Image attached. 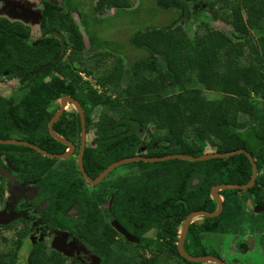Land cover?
Returning a JSON list of instances; mask_svg holds the SVG:
<instances>
[{
	"label": "trees",
	"instance_id": "trees-1",
	"mask_svg": "<svg viewBox=\"0 0 264 264\" xmlns=\"http://www.w3.org/2000/svg\"><path fill=\"white\" fill-rule=\"evenodd\" d=\"M196 1L155 0L162 10L178 11V18L166 27H150L131 33L127 38L128 44L145 56L122 69L114 68L96 80L99 90L86 83L82 87L77 85L80 78L72 68V60L61 61L66 52L63 38L62 57L45 68L60 49V41L53 34L57 32L47 30L45 23L57 17L63 22L58 14L59 8L52 0H40L41 35L35 40L30 39L27 19L11 21L0 16V80L16 79L18 89L24 91L16 103L0 98V139L14 138L36 145L50 154L62 153L65 146L47 132V122L54 113L48 111V107L62 96H69L82 108L86 134L92 129L93 147L85 146L82 154L84 172L92 179L114 161L135 155L161 157L182 154L197 157L205 154L208 148H213L216 153L241 149L249 154L257 170L253 186L241 190L246 193V198L236 197L238 190H232V193L220 191V213L214 218L200 217V224H194L195 219L191 221L183 246L193 256H199L204 255L200 239L206 234L230 235L232 238L262 235L260 245L264 248V209L253 214L242 206L247 202L259 209L264 203V105L258 106L257 103L264 100L263 74H259L260 78L255 77L253 68L249 67L246 71L250 80L244 82L229 58L232 49L234 56H239L241 46L232 45L230 37L223 32L204 24L201 32L188 36L181 25L188 22L190 7ZM61 2L62 6L79 14L70 0ZM128 6V0H105V7L115 12ZM93 8L101 10V1H97ZM212 14V18L228 26H239L249 19L246 27L259 33L255 39L257 60L264 62V0H233L227 13ZM81 24L86 33L82 20ZM64 28L69 33L70 47L82 50L84 42L76 25L70 21ZM88 39L92 40L89 36ZM96 43L106 48L105 44ZM221 51H224V63H221ZM156 77L175 83L170 94L163 95L162 91L154 89L151 84ZM121 83L123 87H120ZM109 87L114 91L112 96L106 95ZM201 89L220 96L207 99ZM97 107L103 111L96 121H92L90 113ZM144 130L148 132L142 154L137 149L141 145L139 133ZM53 131L70 141L75 135L79 141L77 114L70 122L60 116L53 124ZM1 151L11 165L24 169L31 177L38 176L36 183L41 187L39 201L46 199L51 211L55 212V208L60 207L63 214L73 205L72 210L78 212L81 222L74 226L73 232L97 259L96 262L90 258L83 259L78 264H98V261L99 264H164L156 256L160 251L175 255L187 264H210L189 263L178 255L176 242L182 221L192 211L212 212L215 209L209 193L212 186L242 185L249 180L251 173L250 164L242 154L201 162L177 159L158 162L164 168L156 172L161 177L157 189L133 186L132 177L129 181L121 178L115 181L113 189L106 187V195L98 197L106 204L100 213L93 203L94 198L76 192L80 183L84 185L85 182L73 161H59L57 167L43 175L58 160L42 157L23 146L0 145ZM48 181L51 182L50 187ZM113 220L138 239L137 243H126L147 251L153 247L152 257L145 260L134 251L129 255L118 241L125 239L108 222ZM56 221L61 224V219ZM24 223L25 233L17 237L16 250L32 230L28 221ZM149 229L155 231L153 239L143 237ZM237 248L241 252L246 250L243 240L239 241ZM44 251L41 241L30 244L26 264L76 262H66L56 249L50 250L49 254ZM7 255H0V264H16L15 253Z\"/></svg>",
	"mask_w": 264,
	"mask_h": 264
},
{
	"label": "rangeland",
	"instance_id": "rangeland-1",
	"mask_svg": "<svg viewBox=\"0 0 264 264\" xmlns=\"http://www.w3.org/2000/svg\"><path fill=\"white\" fill-rule=\"evenodd\" d=\"M61 1L62 0H52L55 6H58V14L59 17L62 16L63 22H61L60 18L57 17L52 19L51 22H46L45 28L47 30L56 31L66 41V52L61 61L66 63L69 59L72 60V68L77 71L78 76L79 74H82L84 77V79H82L79 76L80 83L77 85L81 87L84 83L91 86H97L95 83L96 80L101 78L103 75L109 74L114 68L122 69L138 58L145 56L142 51L135 49L128 44L127 38L131 33L150 27H166L171 25L172 22L178 18V11L173 9L162 10L156 5L155 0H128L129 6L124 10L117 12H115L114 9L106 8L105 0H70V3L73 4V7L76 8L79 14L75 13V11H70L65 6H62ZM97 1H101V10H94L93 8ZM232 1L233 0H197L196 3L190 7L191 10L189 13V19H186L188 22L180 25L181 27L185 28L188 36L190 37H192L194 32H201L203 30V26L201 25L204 24L212 30L223 32L230 37L232 45L236 44L237 46H241V54L239 56H234L235 52L232 49L230 51L229 58L232 60V64L238 68L244 82H248L250 80L246 71L249 67L253 68L255 77L260 78L259 74L262 73L264 78V62L258 61V57L256 55L257 46L255 39L259 33H256L246 27L249 19H246L242 25L228 26L221 22V20L212 18V12L227 13V9ZM4 2L16 6L17 12L8 14L6 12L7 9H5L3 3H1L0 0V16H3L11 21L14 19L21 21L27 19L30 28V39L35 40L39 38L41 35V29L39 26L41 20L40 12L42 9L40 0H4ZM195 6H198L199 8H194ZM198 11L200 12L198 13ZM14 14L16 17L11 16ZM25 16L28 18H25ZM81 20L83 26L85 27L84 29L86 33H84ZM70 21L76 25L77 29L82 35L84 48L80 51H76L70 47L69 33L64 28L65 25ZM168 34L170 36V33ZM88 36L91 37L92 40H89ZM96 41L103 43V45L105 44L104 47L106 48L97 45ZM219 55L221 57V63H224V51H221ZM47 79L48 78H45V81H47ZM17 85L18 83L15 79L6 81L0 80V97L5 99L11 98L12 102L16 103L24 93L23 90L17 88ZM151 85L157 91H162L163 95L168 93L170 94L172 88H175L174 82H164L157 77L153 79ZM120 87H123V83L120 84ZM97 89H99V87ZM201 91L203 92L204 97L207 99H214L220 96L219 94L208 89H201ZM113 94V89L109 87L106 95L112 96ZM257 103L258 106L264 105V100L261 103ZM57 107L58 101H55L51 103L50 107H48V111H55ZM102 111L103 109L101 108H94L90 113V118L92 121H96L98 115ZM74 117L75 110L71 105L68 104L64 110L63 120L70 122L74 120ZM147 132L148 130H144V132L139 133L141 145L138 147L137 152H141L142 154H144V142L147 139ZM71 139L75 144L78 143V141H76L75 135L72 136ZM92 140V129H89L86 134L85 144L87 146L93 147ZM213 150V148H208L206 149L205 153H213ZM57 163L58 162H56V164ZM138 167H140L139 170ZM142 167L147 169L143 170ZM163 168L164 165L158 162L146 163L145 165H141L138 162L124 164L112 170L105 177L103 184L99 183L96 186L82 184V189H84L85 193L93 199L96 196L99 197L100 195H106L105 189L107 186L109 187L112 182L118 181L121 178H125L127 181H129L130 177H132L131 185L133 186L136 184V186L141 185L150 189H157V187L160 186L159 182L161 177H159L156 172ZM156 183L159 185L157 186ZM115 184L110 186V189H112ZM8 186L10 187L9 192L13 194V202L11 203L12 205L20 202L26 197H30L33 193H35V188L32 186L16 183H8ZM238 191L239 192H237L236 197H241L244 200L246 198V193L241 190ZM226 192L232 193V190H227ZM11 198V195L8 194V196L3 195L1 199L4 201ZM2 204L3 203L0 202V207H2ZM242 206L249 213H259L256 211L257 208L251 206L250 203L244 202L242 203ZM263 209L264 203L261 211H263ZM102 210L103 205L99 204L98 212L101 213ZM10 216L11 219L9 222L4 225L0 224L3 225V227L0 228V255L8 254L7 256H9L15 253L16 264H26V255L29 242L26 238L21 243V246L16 250L15 244L17 242V237L21 233V225L18 220H15L16 215L12 214ZM194 219L196 224L202 221L200 217H196ZM69 234L70 235H67L66 237L73 239L76 242H74L75 246H83L87 251L90 250L86 244L78 240L74 234L70 232ZM154 234V229H149L144 233L143 237L153 239ZM259 237V235H253L252 237L249 236L247 238L246 241H248V245L253 246L254 249L247 251L246 255H242L237 249L239 241L243 240V237L241 236H234L233 238H230V235L206 234L202 236L200 243L206 248L217 252L218 256L225 260L227 264H264V250L259 248V244L257 245L256 243ZM118 241L123 247H125L129 255H131L132 251H134L135 254L140 256V258L147 260L151 258L154 253L153 247L147 251L136 246H131L128 244L130 242L126 243V240L118 239ZM52 248L53 247L49 245L48 248H45L44 252L49 254ZM208 249L202 251L204 255H214ZM184 251L188 255L193 256V254L189 253L187 250ZM156 256L159 260H162L164 264H187L175 255H172L168 252L160 251L156 253ZM73 264L78 263L74 262Z\"/></svg>",
	"mask_w": 264,
	"mask_h": 264
},
{
	"label": "flooded vegetation",
	"instance_id": "flooded-vegetation-1",
	"mask_svg": "<svg viewBox=\"0 0 264 264\" xmlns=\"http://www.w3.org/2000/svg\"><path fill=\"white\" fill-rule=\"evenodd\" d=\"M1 3H3L5 9H7L6 12L8 14H13V13L17 12L16 6L5 3L4 0H1ZM11 16L16 17L15 14L11 15ZM25 18H28V17L25 16ZM3 80L6 81L7 79H3ZM0 98H2V97H0ZM3 99H5V98H3ZM7 99H11V98H7ZM57 109H58V107H57ZM64 110H65V108H64ZM64 110L60 116H62L64 114ZM55 111H54V113H55ZM70 142L74 146L72 153L67 158H64L61 160L56 159V160H58L57 161L58 163L56 164V162H54L52 165H50L45 170V173L43 175H46L47 172H50V169H52V167H57L59 165V161L71 160L75 163V166H76L77 153H78V149H79V141L76 144L73 141H70ZM85 146H87V145L85 144ZM65 150H66V147H65ZM0 157H1V159H0V180H1L0 181V200H2L1 198L3 195L8 196V194H9L12 197L11 199H6L4 201L3 200L0 201L3 203L2 207H0V211L6 210L7 211L6 213H10V215H12V214L16 215L15 220H18L20 225H21L20 235L25 233V223L24 222L28 221V224L32 228V230L29 232L28 235L25 236L24 240L27 238L29 245L34 243L35 241H41L44 244V249L48 248L50 245L51 247H53L51 250L56 249L58 252H60L59 254L62 255V257L65 259V261L67 260L66 262H68V263H71L73 261L81 263V262H83V259H88V258H90L96 262L97 259L93 255H91L90 251H87L86 249H84L83 246H75V244H74L75 241L73 239H71L70 237H66L67 235H70L69 232L74 234V236H75V233L73 232L74 226H77L81 222V221H79L78 212H75L72 210L73 205L70 207L69 211H64L63 214L60 213V211H61L60 207H56L55 212L51 211L52 209L47 207L48 203L46 202V199L39 201V197H40L39 194H40V188L41 187L36 183L38 176L31 177V176H29V175H31V174H29V172L25 171L22 168L11 165L10 162L8 161V159L5 157V153L2 151L0 153ZM76 168H77V166H76ZM8 183H11V184L16 183V184L32 186L33 188H35V193H33L30 197H26L23 200H21L20 202L12 205L11 203L13 202V194L9 192L10 187L8 186ZM47 184H48V187H50L51 182L48 181ZM85 184H87V183L85 182ZM98 184H96V185H98ZM114 184H115V181L112 182L111 185H109V186H112ZM87 185H89V184H87ZM96 185H94V186H96ZM82 186L83 185L80 183L79 188H76V192H79V193L82 192V193L86 194L84 189H82L83 188ZM89 186H92V185H89ZM81 199H83V198H81ZM94 202L96 203L97 209L99 208V204L103 205V208L106 206L105 203L100 201L98 196L94 197L93 203ZM74 205H76V203H74ZM57 218L61 219L60 225H58V223L56 221ZM108 222L110 223V221H108ZM193 223L196 224L195 221H193ZM200 223H198V224H200ZM67 225H69L70 229L67 228L68 227ZM2 227H3V225H0V228H2ZM261 236L258 238V241L256 242L257 245L259 244V248H262L260 245ZM248 237H249V235L243 237V241L246 245V250L243 252L240 251V253L242 255H245L247 253V251L254 249L253 246L248 245V241H246ZM77 239L80 240L79 238H77ZM80 241H82V240H80ZM183 243H184V241H183ZM201 246L203 247L204 245L201 244ZM182 247L184 248L183 244H182ZM203 249L206 250L208 248H206L204 246ZM262 249L264 250V248H262ZM183 250H186V249L184 248ZM208 250H210L214 254L211 256L216 255L215 257H217L218 259L223 261L225 264H227L225 262V260H223L220 256H218L217 252H215L212 249H208Z\"/></svg>",
	"mask_w": 264,
	"mask_h": 264
},
{
	"label": "water",
	"instance_id": "water-1",
	"mask_svg": "<svg viewBox=\"0 0 264 264\" xmlns=\"http://www.w3.org/2000/svg\"><path fill=\"white\" fill-rule=\"evenodd\" d=\"M54 36L60 41V49L59 53L56 55V57L49 63L45 65L46 67H50L51 65L57 63L59 59L62 57V54L64 52V41L62 37L58 33H53ZM71 105L75 113L78 116L79 120V127H80V132H79V149L77 153V159H76V166L78 169L79 174L81 175L82 179L89 185H96L99 182H101L112 170H114L116 167H119L124 164H129V163H135V162H143V163H154V162H162V161H168V160H182V161H188V162H201V161H206L210 159H221V158H227V157H232L235 155L242 154L244 155L248 163L250 164V177L249 180L242 185H237V184H219L212 186L210 188V196L212 200L215 203V209L212 212H206V211H192L190 212L182 221V224L180 226V229L178 231V236H177V242H176V251L178 255L184 259L186 262L189 263H210V264H225L223 261L218 259L215 256L211 255H200V256H191L188 255L182 247L187 228L189 223L191 222L192 219L196 217H206V218H214L217 217V215L220 213L222 204H221V198L218 195L220 191L223 190H246L249 189L250 187L253 186L255 177L257 176V170L254 164V161L251 159L248 153L241 149L233 150V151H228L224 153H205L201 156L193 157L189 155H182V154H171V155H165L161 157H147V156H142V155H135L132 157H126L122 158L120 160L114 161L113 163L109 164L107 167H105L95 178L91 179L87 174L84 172L83 166H82V154L84 151L85 147V140H86V131H85V120H84V114L82 111L81 106L79 103L74 100L73 98L69 96H62L58 100V109L55 111V113L50 117V119L47 122V132L49 136L54 139L56 142L60 143L61 145L66 147V150L63 153L60 154H50L47 153L46 151L42 150L36 145H33L31 143H28L26 141L22 140H17V139H5L2 140L0 139V145H15V146H23V147H28L35 151L36 153L40 154L41 156L48 158V159H64L67 158L73 151L74 146L73 144L65 139L62 138L61 136L57 135L53 131V124L58 120L60 115L62 114L64 108L67 105ZM263 208V204L260 206V208L256 211L260 212ZM6 210L0 211V224H6L7 222L10 221L11 216L9 213H6ZM112 228L123 237L127 242L130 243H137L138 239L129 233L125 231L115 220L110 222Z\"/></svg>",
	"mask_w": 264,
	"mask_h": 264
},
{
	"label": "built area",
	"instance_id": "built-area-1",
	"mask_svg": "<svg viewBox=\"0 0 264 264\" xmlns=\"http://www.w3.org/2000/svg\"><path fill=\"white\" fill-rule=\"evenodd\" d=\"M79 76H80L82 79H84V77H83V75H82V74H79ZM92 87H93V88H96V89L98 88V87H97V86H95V85H92ZM97 90H99V89H97Z\"/></svg>",
	"mask_w": 264,
	"mask_h": 264
},
{
	"label": "crops",
	"instance_id": "crops-1",
	"mask_svg": "<svg viewBox=\"0 0 264 264\" xmlns=\"http://www.w3.org/2000/svg\"><path fill=\"white\" fill-rule=\"evenodd\" d=\"M251 237H252V236H251ZM230 238H232V237H230ZM246 254H247V253H246ZM246 254H245V255H246Z\"/></svg>",
	"mask_w": 264,
	"mask_h": 264
}]
</instances>
